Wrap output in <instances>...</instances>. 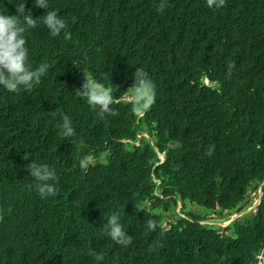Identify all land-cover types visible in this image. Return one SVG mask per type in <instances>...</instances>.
I'll return each mask as SVG.
<instances>
[{
	"label": "trees",
	"instance_id": "trees-1",
	"mask_svg": "<svg viewBox=\"0 0 264 264\" xmlns=\"http://www.w3.org/2000/svg\"><path fill=\"white\" fill-rule=\"evenodd\" d=\"M49 8L71 38L38 23L26 34L28 58L49 71L28 90L0 89V264H92L96 251L103 264H253L264 244V0H225L220 9L166 0L160 12L154 0H49ZM25 9L43 14L32 0ZM135 67L156 92L143 121L115 100V114L101 119L76 94L91 72L117 89L115 99ZM64 117L70 138L54 127ZM142 132L164 152L162 163ZM31 158L56 169L54 198L36 195ZM261 182L254 213L222 229L210 223ZM114 210L132 236L127 248L113 249L100 231Z\"/></svg>",
	"mask_w": 264,
	"mask_h": 264
},
{
	"label": "clouds",
	"instance_id": "clouds-1",
	"mask_svg": "<svg viewBox=\"0 0 264 264\" xmlns=\"http://www.w3.org/2000/svg\"><path fill=\"white\" fill-rule=\"evenodd\" d=\"M32 2L35 7L43 9V14L38 18H33V16L25 9L26 0H3V2L0 3V89H3L8 93H16L21 89L28 90L32 88L33 85L37 84L40 78L49 71V65L47 62H41L36 66H31L28 58L29 52L28 48L26 47V34L29 33L30 30L35 28L38 23L42 24L52 37L62 35L63 39L65 40H69L71 38V33L65 30L67 26L65 19L62 16L58 15L55 8H49V0H32ZM4 3L13 5L14 14L8 13L7 9L3 7ZM154 4L155 10L157 12H160L166 7V0H154ZM207 4L212 8L220 9L224 7L225 0H207ZM127 18L129 20L133 19L131 15ZM130 37L132 39L136 38V36L131 35ZM121 41L127 43V45H130L131 43V40H127L126 38H122ZM231 68L232 65L231 63H229L227 65L226 75L230 74ZM82 76L83 81L80 85V88L78 90L75 89L76 94L77 96L82 97L84 102L91 109H93L96 115L101 119H103L107 114H115V110L111 107L113 101L115 100V104L118 102H130L131 110L136 113V119L143 121L145 120V112L155 102L156 92L153 81L142 67L134 68L130 79V86L127 87L124 92L123 90L119 91L118 96L115 99L113 98L112 93L117 89L113 88L110 83L108 85H105L91 72H82ZM203 82L205 84H208V79L204 78ZM54 127H56V129L64 137L70 138L74 134L72 122L67 117L62 118L59 122L55 123ZM155 131L156 124L153 120L152 113V133ZM142 137L147 138L150 142V145L152 143V149L154 150V152L156 150L164 160V152H160L155 147L153 143V136L151 137L146 132H142L137 135L138 139ZM125 142L130 141L124 140V143ZM174 145L175 143L173 142L168 143L169 147ZM157 153L155 152L156 156ZM23 158H28V152H25ZM162 161L159 160L157 164L162 163ZM80 167L83 170L86 167V164L81 163ZM25 170L28 174L29 179L33 182L36 195L40 200L51 199L57 195V172L54 167H51L49 166V164L44 162H36L33 160V158H31L30 162L25 165ZM154 179L155 178L153 177V180ZM155 182L159 183L157 181ZM250 194L255 196V198H250ZM248 195V198L243 200V202L240 204V206L244 205V210L252 208V205L258 196V189L256 193L248 191ZM261 196L259 197L258 204L260 202ZM178 205H180L179 208H177ZM257 205L255 206L256 208ZM181 206V201L179 198H177L176 212L180 210ZM255 207L247 213H254L256 211ZM235 214L236 210L234 213L228 215L226 219L222 221H215V223L213 224L217 225V223L227 222ZM105 220L106 223L102 228H100V231L115 244L112 248H127L132 243V236L127 235L126 231L122 227L121 212L117 210L111 211V213L105 218ZM144 224L146 225V231H151L155 227V224L151 219L145 220ZM164 225L165 224H163V226ZM228 225L224 227H216L217 229H222L227 227ZM263 246L264 244H262L261 248L255 254V260L253 264L257 263V256L261 251L264 255V249H262ZM91 256L92 264H103L104 256L100 252H93Z\"/></svg>",
	"mask_w": 264,
	"mask_h": 264
},
{
	"label": "water",
	"instance_id": "water-1",
	"mask_svg": "<svg viewBox=\"0 0 264 264\" xmlns=\"http://www.w3.org/2000/svg\"><path fill=\"white\" fill-rule=\"evenodd\" d=\"M121 142L124 143V140H122ZM151 146H152V143H151ZM155 152L157 153L156 150H155ZM157 156H158V158H159L160 161L163 160V157H162L161 155H159L158 153H157ZM154 181L159 182V181L156 180V179H154ZM262 183H263V182H262ZM262 183L258 186V196H257V199L255 200V202L253 203L251 209H246V210H244V209H243V208H244V205H241L240 207H238V208L236 209V214L233 215L229 221L224 222V223H217V225L212 223V225L220 226V227H224V226L228 225V224H229L232 220H234L235 218H237V217H239V216H242V215L246 214L247 212H249L250 210H252V209L258 204L259 197L262 195V193H261V185H262ZM179 207H180V205H178L177 208H179ZM255 208H256V207H255Z\"/></svg>",
	"mask_w": 264,
	"mask_h": 264
},
{
	"label": "built area",
	"instance_id": "built-area-1",
	"mask_svg": "<svg viewBox=\"0 0 264 264\" xmlns=\"http://www.w3.org/2000/svg\"><path fill=\"white\" fill-rule=\"evenodd\" d=\"M262 249H264V246L262 247ZM263 262H264V255L261 251L260 254L257 256V263L256 264H263Z\"/></svg>",
	"mask_w": 264,
	"mask_h": 264
},
{
	"label": "rangeland",
	"instance_id": "rangeland-1",
	"mask_svg": "<svg viewBox=\"0 0 264 264\" xmlns=\"http://www.w3.org/2000/svg\"><path fill=\"white\" fill-rule=\"evenodd\" d=\"M127 99H129V98H127ZM139 137H141V136H139ZM135 144H137V142L135 143ZM250 198H255V196H253L252 194H250ZM193 208H191V210H195V208H197L198 209V211L199 212H202L203 210L200 208V207H198V206H192ZM221 219L223 220V217H221ZM212 223H215V222H212Z\"/></svg>",
	"mask_w": 264,
	"mask_h": 264
}]
</instances>
